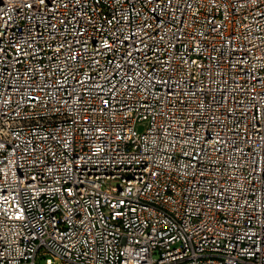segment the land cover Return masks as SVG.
<instances>
[{
    "label": "built area",
    "instance_id": "obj_1",
    "mask_svg": "<svg viewBox=\"0 0 264 264\" xmlns=\"http://www.w3.org/2000/svg\"><path fill=\"white\" fill-rule=\"evenodd\" d=\"M264 264V0H0V264Z\"/></svg>",
    "mask_w": 264,
    "mask_h": 264
},
{
    "label": "rangeland",
    "instance_id": "obj_2",
    "mask_svg": "<svg viewBox=\"0 0 264 264\" xmlns=\"http://www.w3.org/2000/svg\"><path fill=\"white\" fill-rule=\"evenodd\" d=\"M39 263L41 264V261H39Z\"/></svg>",
    "mask_w": 264,
    "mask_h": 264
}]
</instances>
